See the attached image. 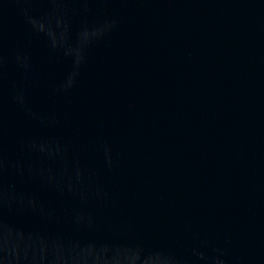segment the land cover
Wrapping results in <instances>:
<instances>
[{
	"label": "water",
	"instance_id": "95a60500",
	"mask_svg": "<svg viewBox=\"0 0 264 264\" xmlns=\"http://www.w3.org/2000/svg\"><path fill=\"white\" fill-rule=\"evenodd\" d=\"M0 264H264V0H0Z\"/></svg>",
	"mask_w": 264,
	"mask_h": 264
}]
</instances>
